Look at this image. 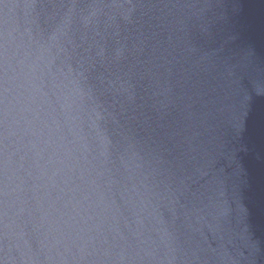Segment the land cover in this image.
<instances>
[{"label": "clouds", "instance_id": "clouds-1", "mask_svg": "<svg viewBox=\"0 0 264 264\" xmlns=\"http://www.w3.org/2000/svg\"><path fill=\"white\" fill-rule=\"evenodd\" d=\"M209 8L0 0V264H244L216 167L246 77Z\"/></svg>", "mask_w": 264, "mask_h": 264}, {"label": "water", "instance_id": "water-1", "mask_svg": "<svg viewBox=\"0 0 264 264\" xmlns=\"http://www.w3.org/2000/svg\"><path fill=\"white\" fill-rule=\"evenodd\" d=\"M210 5L203 46L245 74L247 92L228 117L216 167L232 224L244 236V264H264V0H201ZM211 240V235H209Z\"/></svg>", "mask_w": 264, "mask_h": 264}]
</instances>
